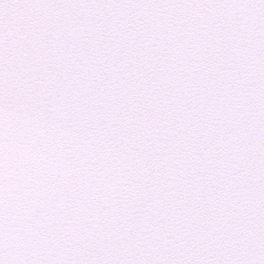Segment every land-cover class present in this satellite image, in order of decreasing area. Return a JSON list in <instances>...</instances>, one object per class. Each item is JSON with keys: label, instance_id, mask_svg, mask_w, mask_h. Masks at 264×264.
<instances>
[{"label": "snow or ice", "instance_id": "1", "mask_svg": "<svg viewBox=\"0 0 264 264\" xmlns=\"http://www.w3.org/2000/svg\"><path fill=\"white\" fill-rule=\"evenodd\" d=\"M0 264H264V0H0Z\"/></svg>", "mask_w": 264, "mask_h": 264}]
</instances>
